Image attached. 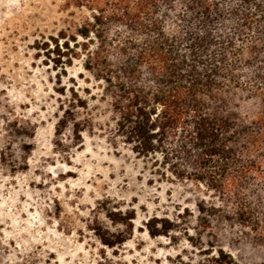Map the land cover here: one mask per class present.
Returning a JSON list of instances; mask_svg holds the SVG:
<instances>
[{
	"label": "trees",
	"instance_id": "trees-1",
	"mask_svg": "<svg viewBox=\"0 0 264 264\" xmlns=\"http://www.w3.org/2000/svg\"><path fill=\"white\" fill-rule=\"evenodd\" d=\"M63 6L78 9L79 19L36 39L34 48L64 73L80 59L99 92H79L77 83L56 88L63 96L56 140L69 126L80 143L93 126L89 99L102 101L111 147L214 198L196 202L198 226L187 236L204 258L183 264H238L219 244L224 227L236 226L264 247V0H64ZM107 217L128 228L134 216ZM176 227L166 218L146 223L151 236ZM100 229L108 245L123 240L121 232Z\"/></svg>",
	"mask_w": 264,
	"mask_h": 264
},
{
	"label": "rangeland",
	"instance_id": "rangeland-1",
	"mask_svg": "<svg viewBox=\"0 0 264 264\" xmlns=\"http://www.w3.org/2000/svg\"><path fill=\"white\" fill-rule=\"evenodd\" d=\"M63 3L0 0V264L197 263L204 255L187 236L198 226L196 202L214 200L211 193L163 179L127 149L111 147L100 100L89 99L93 126L80 143L69 126L56 140L63 100L56 88L77 83L79 92H99L80 59L64 73L34 48L36 39L79 19ZM110 212L133 214L131 225L112 224ZM153 218L178 227L151 236L146 223ZM98 227L123 240L104 243ZM219 244L238 264H264V247L236 226L222 229Z\"/></svg>",
	"mask_w": 264,
	"mask_h": 264
}]
</instances>
